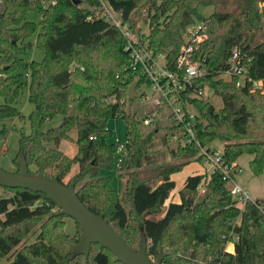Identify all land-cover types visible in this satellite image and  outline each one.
Instances as JSON below:
<instances>
[{"label":"trees","instance_id":"1","mask_svg":"<svg viewBox=\"0 0 264 264\" xmlns=\"http://www.w3.org/2000/svg\"><path fill=\"white\" fill-rule=\"evenodd\" d=\"M81 1L56 0L46 6L42 0L0 3V119L23 117L14 104L26 82L15 70L28 67V100L33 109L28 115L30 131L20 133L18 150L28 171L73 184L80 201L102 215L132 249H137L138 242L136 248L132 242L143 233L147 256L155 258L163 252L162 264H264V195L255 198V203L247 201L241 209L231 196L230 184L216 170L209 175H188L178 190L179 200H169L176 186L171 175L184 163L200 160V149L194 143L171 148L170 154L187 159L181 164L152 162L149 148L160 126L153 120L152 128L142 131L141 120L131 109L135 92L150 81L130 68L126 38L118 28L89 9L97 8L99 0H84L86 7ZM106 1L142 43L154 53H165L170 69H175L188 28L197 23L205 26L206 38L192 56L204 73L184 91L169 95V100L175 107L185 108L189 103L196 109L194 132L202 146L223 141V163L238 166L237 159L249 154L250 171L260 174L264 168V7H258L260 0H242L241 8L231 10L225 9V0ZM199 6L215 10L205 16ZM30 10L40 14L37 44L45 57L24 63L18 54L34 31L24 17ZM234 48L240 50L242 73L224 79L220 75L227 71ZM240 79L243 84L237 85ZM254 81L262 82L261 89H254ZM132 83L135 94L128 97ZM200 86L220 97L222 106L215 109L208 100L192 96L193 88ZM159 100L157 107L168 106ZM169 109V123L163 129L175 133L179 128ZM56 115H62L61 122L43 131V125ZM116 117L127 126L120 160L117 144L108 143L113 137L108 122ZM62 139L74 143L73 156L58 148ZM75 164L77 170L65 182ZM113 167L124 179L121 191L110 188L109 177L100 175L102 169ZM0 188V260L6 258L5 264H123L98 243L91 245L87 260L82 254L67 253L78 238L61 231V220L67 216L58 214L45 194ZM131 217L137 226L129 230ZM33 221L41 222L36 239L21 244L28 232L21 227ZM52 230L56 232L51 235ZM232 234L237 236L234 251L225 252Z\"/></svg>","mask_w":264,"mask_h":264},{"label":"rangeland","instance_id":"2","mask_svg":"<svg viewBox=\"0 0 264 264\" xmlns=\"http://www.w3.org/2000/svg\"><path fill=\"white\" fill-rule=\"evenodd\" d=\"M104 3H107L106 0H101ZM227 1V6L225 9H239L241 8L242 0H225ZM1 3V0H0ZM194 4V3H192ZM81 6L86 7L87 4L84 0L80 2ZM258 7L263 8L264 3L260 2L257 3ZM90 10H99L98 7H89ZM199 12L203 15L208 16L214 10V6H199ZM24 17L27 21L31 22L34 25V31L30 34L27 38L25 48L21 50L18 54L20 58H22L24 63H29L31 61L40 62L45 57V51L41 49L37 44V34L41 31L39 26L40 21V14L36 11H27L24 14ZM199 24V23H197ZM142 27V30L147 31L146 25L143 23H139ZM190 27L188 28L189 31ZM187 38V33L185 34V39ZM20 47H23L20 44ZM15 72L21 73L25 79V87L19 93V96L14 104L16 109L21 113L23 116L22 118L17 116L14 118H4L0 119V167L9 172L16 171V165L14 162L15 157L18 155L19 150V137L20 133H28L30 131V125L28 121V115L33 109V104L28 100V67L20 66L18 67ZM220 77L224 79L229 78L228 73H222ZM262 86V85H261ZM206 87V86H204ZM261 89V87H254ZM136 95L132 100L131 109L136 114L138 119L141 120V129L144 132H147L149 129L152 128L150 124L146 125L143 123V119L145 117H150L152 120L156 121L160 129L157 135L154 137L151 147L149 148V155L152 156V162L154 164H167V165H177L181 164L187 159L180 158L179 156H173L170 154V149L175 148L176 144L172 141L170 136V132L163 129L169 123L168 115L170 113V109L168 106L157 107L159 104L158 96L153 93L152 89L148 85H143L140 87ZM134 83L129 86L128 89V97L133 96L134 94ZM141 94V95H140ZM201 97L205 100H208L212 103L215 109H218L222 106V100L220 97L214 95L209 88H205ZM3 102L2 97L0 96V104ZM191 109L195 112L196 109L192 106ZM62 120V115H56L53 119L47 121L42 130L45 131L50 127L57 126ZM108 127L113 131L112 139H108V143H112V140L117 137L120 140L125 139L127 126L123 119L116 117L111 119L108 122ZM76 135L75 131L71 132L72 138ZM165 139H164V138ZM223 141L214 140L210 143V147L217 150L218 152L222 151L223 149ZM47 147H54V143H46ZM58 148L62 150L68 156H73L75 153V145L72 141L67 139H62L58 145ZM252 158L249 154H243L237 159L238 168L240 171L236 174V182L239 183L243 188L247 189L252 197L254 198H262L264 195V168L260 174L254 175L248 166L249 160ZM182 168L171 175L172 179L175 181V189L170 193L169 200L170 201H178V189L181 187L185 178L191 173H201L209 175V168L210 165L205 164L202 160H192L190 162L184 163L181 165ZM78 166L77 164L72 166V169L69 175L65 178V182L67 181L68 177L72 175ZM101 176L109 177V187L115 189L116 191H121L123 189L124 179L117 176L116 169L109 168V169H102L100 172ZM203 187L199 188V192L202 193ZM3 190L0 188V193ZM168 203V201H167ZM129 203H126L128 206ZM60 229L64 231L66 235L72 238H78L80 234V229L78 225L69 217H65L61 220ZM41 222H30L29 224L22 226V232H25L28 229L27 233L22 235L21 244L23 243H31L36 239V236L39 233V226ZM137 226V221L131 217L130 223L128 225V229H132L133 227ZM56 230L51 231V235L54 234ZM137 237L136 240L132 242V245L136 248L137 246ZM68 242L65 243L64 247L67 248ZM230 245L226 242L225 248H230ZM6 258H2L0 260L1 264L6 263Z\"/></svg>","mask_w":264,"mask_h":264},{"label":"built area","instance_id":"3","mask_svg":"<svg viewBox=\"0 0 264 264\" xmlns=\"http://www.w3.org/2000/svg\"><path fill=\"white\" fill-rule=\"evenodd\" d=\"M44 6L54 4L56 0H42ZM99 10L93 11V15L98 17H104L109 20L122 35L126 38L125 48L129 52L130 68L134 71H140L141 74L150 81L148 86L151 87L154 94L164 99L169 108H171V120L178 126L179 131L170 133L172 141L177 146L185 147L193 144L199 147L200 151L197 156H200L205 164L210 165L209 172L212 173L216 170H220L222 179L230 184V193L232 198L235 200V204L241 209L247 201L255 203V198L251 196L249 191L243 188L239 183L236 182V174L240 169L237 165H228L221 161V153L211 148L210 146L205 147L200 144L195 136L194 123L196 117V111L194 112L189 103H185V108L181 106H173V103L169 100V95L173 93H180L187 87L192 85V80L201 76L204 70L199 68L197 61H194L192 56L194 50L198 44L206 38L205 26L201 23L195 24L190 27L187 32V38L185 43L180 47L179 52L175 60V69H170L165 65V53L158 52L154 53L153 50L149 49L144 43H142L138 35L129 27L128 24L123 23L118 12L114 11L108 3H104L99 0ZM241 55L238 48H234L228 59L227 71L229 75L236 73L241 75L242 67L240 66ZM243 79L237 82V85L243 84ZM261 81H254V87H261ZM206 87L200 86L193 88L191 95L200 96L202 95ZM153 120L150 117H145L143 123L148 125ZM114 143L117 144L116 154L118 160L121 159V155L125 151V140H120L117 137L114 139ZM238 220H235V223ZM237 240L235 234L231 235V238L227 240L230 248H225V252L233 253L234 242Z\"/></svg>","mask_w":264,"mask_h":264},{"label":"water","instance_id":"4","mask_svg":"<svg viewBox=\"0 0 264 264\" xmlns=\"http://www.w3.org/2000/svg\"><path fill=\"white\" fill-rule=\"evenodd\" d=\"M16 165V172L0 167V187L43 193L59 209L58 214L73 219L80 226L81 233L77 242L69 246L67 253L82 254L87 260L91 245L98 243L110 250L116 260L123 264H162L163 252L155 258L147 256V240L143 233L140 234L137 249H132L102 215L91 211L80 201L73 184H63L57 177L30 173L22 151L18 153Z\"/></svg>","mask_w":264,"mask_h":264},{"label":"crops","instance_id":"5","mask_svg":"<svg viewBox=\"0 0 264 264\" xmlns=\"http://www.w3.org/2000/svg\"><path fill=\"white\" fill-rule=\"evenodd\" d=\"M236 162H237V161H236ZM237 164H238V163H237ZM191 174H197V173H191ZM191 174H189V175H191ZM198 174H201V173H198ZM183 182H184V181H183ZM182 185H183V183H182ZM182 185H181V187H182ZM181 187H180V188H181ZM180 188H179V189H180ZM179 189H178V190H179ZM174 202H176V201H174Z\"/></svg>","mask_w":264,"mask_h":264}]
</instances>
